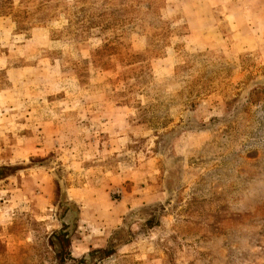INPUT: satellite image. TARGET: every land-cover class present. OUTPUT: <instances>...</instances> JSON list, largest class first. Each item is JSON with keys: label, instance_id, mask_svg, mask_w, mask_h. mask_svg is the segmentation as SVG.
I'll return each mask as SVG.
<instances>
[{"label": "rangeland", "instance_id": "obj_1", "mask_svg": "<svg viewBox=\"0 0 264 264\" xmlns=\"http://www.w3.org/2000/svg\"><path fill=\"white\" fill-rule=\"evenodd\" d=\"M0 264H264V0H0Z\"/></svg>", "mask_w": 264, "mask_h": 264}, {"label": "water", "instance_id": "obj_2", "mask_svg": "<svg viewBox=\"0 0 264 264\" xmlns=\"http://www.w3.org/2000/svg\"><path fill=\"white\" fill-rule=\"evenodd\" d=\"M62 205L66 209L65 213L61 216V222L64 228L53 237V241L55 240L54 243L59 241L58 237H61L64 242H67L75 229L76 211L68 203H63Z\"/></svg>", "mask_w": 264, "mask_h": 264}]
</instances>
